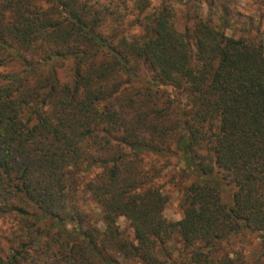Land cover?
I'll use <instances>...</instances> for the list:
<instances>
[{"label":"trees","instance_id":"trees-1","mask_svg":"<svg viewBox=\"0 0 264 264\" xmlns=\"http://www.w3.org/2000/svg\"><path fill=\"white\" fill-rule=\"evenodd\" d=\"M239 2L0 0V264H244L225 241L264 239V19Z\"/></svg>","mask_w":264,"mask_h":264},{"label":"rangeland","instance_id":"rangeland-1","mask_svg":"<svg viewBox=\"0 0 264 264\" xmlns=\"http://www.w3.org/2000/svg\"><path fill=\"white\" fill-rule=\"evenodd\" d=\"M239 10L244 19H248L251 16L264 19V6L261 5V2H256L254 0H241ZM176 23L180 30H184L186 25L190 23L184 9L178 11ZM136 31V27H132V32ZM254 34H257L258 39L263 38L264 36V34H261L260 32H254ZM13 67L15 69L18 68L16 65H13ZM68 67V65H65L60 69V77L62 80L68 79ZM147 161L149 162L150 160ZM165 180L166 179L164 178L160 180V182L164 183ZM170 195L171 199L165 208L164 214L169 220L178 221L183 216L181 194L172 189ZM10 224L11 222L8 218L0 215V239ZM118 224L126 233L133 237L134 230L125 216L119 217ZM225 247L231 252V256L240 257L241 262L244 261V264H264V239L256 233L244 232L239 235H233L225 241Z\"/></svg>","mask_w":264,"mask_h":264}]
</instances>
